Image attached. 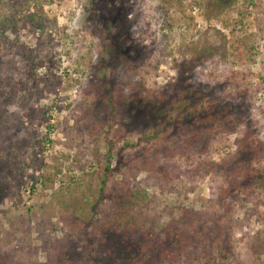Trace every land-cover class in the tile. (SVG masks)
<instances>
[{
  "label": "rangeland",
  "instance_id": "1",
  "mask_svg": "<svg viewBox=\"0 0 264 264\" xmlns=\"http://www.w3.org/2000/svg\"><path fill=\"white\" fill-rule=\"evenodd\" d=\"M124 25L135 68L127 51L109 52ZM188 70L196 99L231 104L235 130L210 125L195 143L188 121L145 138L149 121L129 109L112 127L94 88L173 99ZM126 142L132 156L109 186L147 193L143 226L197 212L185 254L155 264H264V188L240 184L247 165L264 168V0H0V264H88L74 207L97 200L108 151ZM146 155L154 170L141 168ZM112 213L106 199L93 214L96 254ZM67 243L80 255L70 263L53 257Z\"/></svg>",
  "mask_w": 264,
  "mask_h": 264
},
{
  "label": "trees",
  "instance_id": "2",
  "mask_svg": "<svg viewBox=\"0 0 264 264\" xmlns=\"http://www.w3.org/2000/svg\"><path fill=\"white\" fill-rule=\"evenodd\" d=\"M219 5L224 6L220 3ZM127 27L124 25V29L117 28L116 47L114 51L110 49L109 52L114 54L118 52V55H121L123 50L127 51L129 67L135 68L141 55L137 45L133 44L130 49L127 46L125 32ZM195 64V61L192 60L188 64L185 63V66L190 67ZM185 74L188 75L184 76ZM182 75L184 76L183 79ZM190 75V70L186 73L180 72L179 88L173 99L165 92L148 93V91L141 89L124 96L104 83H100L101 85H96L94 88L97 95H102L97 98H105L104 103L108 104L109 117L113 122L112 127L116 125L115 118L120 114L121 109L126 112L129 109L131 114L140 113L149 121L145 126V138L157 134L159 137V134L164 133V130L183 126L188 121L191 125L188 124L187 131L191 133L195 143H199L198 140L203 137L210 125H214L218 129L230 128L235 130L237 121L231 119L229 110L231 104L221 105L218 101H211L205 95L196 99L200 95L195 94ZM249 135L251 136L252 133H247V136L244 137L245 141L241 145V152L248 155V159L251 160L258 156L259 147L251 146ZM147 139L146 142L150 144L154 138L149 137ZM128 146L129 144L126 142L118 150L114 151L115 147L113 146V149L108 151L105 175L100 182L97 200L93 202L88 199L81 200L80 204L74 207L73 224L85 230V236L90 246L87 252L88 264H155L159 260L179 258L185 254L193 240L194 235L191 229H193V220L197 212L185 209L183 215L186 217V221L180 220L179 224L170 222L161 229L154 223L143 226L144 214L140 206L147 198V193L141 188H131V185L125 181L109 186V173L122 171L130 161L132 155L127 157L125 154ZM147 151H152V148L147 149ZM114 157H116V165L112 166L111 161ZM141 164V168L144 170H154L156 166L153 160L148 158V155L141 157ZM247 166L246 173L242 169L244 177L240 184L244 182L264 188V168ZM2 188L5 186L1 185V192H4ZM106 199L111 201L113 213L112 217L102 227L103 234L99 238V244L96 248V250L99 248L101 250L100 253L96 254L92 245V241L96 238L89 234L88 227L92 222L96 207ZM86 204L88 208H86ZM186 222L188 224L186 228L182 227ZM70 245L69 243L65 244L63 251L60 254H54L53 257L56 258L61 255L67 263L73 262L80 255L74 244L73 246Z\"/></svg>",
  "mask_w": 264,
  "mask_h": 264
}]
</instances>
